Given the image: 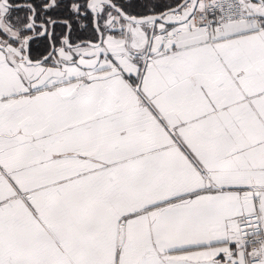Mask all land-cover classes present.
<instances>
[{
	"label": "snow or ice",
	"instance_id": "1",
	"mask_svg": "<svg viewBox=\"0 0 264 264\" xmlns=\"http://www.w3.org/2000/svg\"><path fill=\"white\" fill-rule=\"evenodd\" d=\"M0 264H264V0H0Z\"/></svg>",
	"mask_w": 264,
	"mask_h": 264
}]
</instances>
